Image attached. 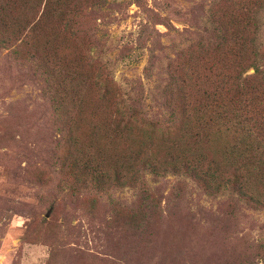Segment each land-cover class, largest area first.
Masks as SVG:
<instances>
[{
	"label": "rangeland",
	"instance_id": "1",
	"mask_svg": "<svg viewBox=\"0 0 264 264\" xmlns=\"http://www.w3.org/2000/svg\"><path fill=\"white\" fill-rule=\"evenodd\" d=\"M211 2L106 0L100 11L88 8L96 27L83 16L78 37L66 40L51 30L59 37L52 45L68 59L59 76L75 84L79 75L92 74L89 64L99 69L104 62L124 94L143 95L149 114L163 111L158 104L174 72L172 61L204 28ZM45 42L26 37L25 30L17 45L29 52L38 46L33 61L39 62ZM17 45L0 47V264H264V210L228 195L212 198L190 178L148 176L155 202L146 218L139 190L116 191L114 203L104 198L93 208L62 190V151L54 157L53 147L64 127L43 97L31 60L13 54ZM194 66L203 69L202 63ZM194 76L193 93L197 79L199 91L208 87L202 74ZM83 93L85 112L68 105L69 119L75 134L94 145L104 128L93 125L100 95L90 87ZM226 141L213 137L205 149L213 156ZM30 166L32 178L26 177ZM256 187L264 192V179ZM115 208L121 217H112ZM123 214L137 216L136 228Z\"/></svg>",
	"mask_w": 264,
	"mask_h": 264
},
{
	"label": "trees",
	"instance_id": "2",
	"mask_svg": "<svg viewBox=\"0 0 264 264\" xmlns=\"http://www.w3.org/2000/svg\"><path fill=\"white\" fill-rule=\"evenodd\" d=\"M105 3L0 0V47L17 45L25 30L26 37L34 34L46 41L39 50L45 52L39 62L33 61L38 46L29 52L17 45L13 54H25L31 60L43 97L64 127L60 142L53 147L54 157L62 151L58 163L62 190L85 198L92 208L104 198L114 203L116 191L139 190L146 218L147 207L152 209L155 202L147 177L171 174L192 179L212 198L228 195L253 210H264V192L254 188L256 180L264 179V0H212L204 28L192 33L190 43L172 61L174 72L158 104L164 110L151 114L144 110L143 95L124 94L104 62L99 69L89 64L92 74L79 75L75 84L59 76L68 59L52 45L59 41L55 33L65 35L66 40L80 36L78 19L91 20L87 9L100 11ZM95 23L92 19L89 25L96 27ZM196 62L202 63V70L194 66ZM251 69L254 73L248 74ZM194 74H202L208 87L199 91L197 79L193 93ZM89 87L100 95L93 125L95 129L104 126L102 138L94 145L75 134L68 110L71 105V110L83 108L85 112L82 92ZM213 137L227 141L210 156L205 146ZM34 168L29 167L26 177H35ZM123 216L136 228L137 216ZM112 217H121L118 208Z\"/></svg>",
	"mask_w": 264,
	"mask_h": 264
}]
</instances>
